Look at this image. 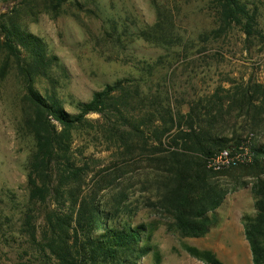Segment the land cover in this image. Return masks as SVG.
<instances>
[{
    "label": "rangeland",
    "instance_id": "obj_1",
    "mask_svg": "<svg viewBox=\"0 0 264 264\" xmlns=\"http://www.w3.org/2000/svg\"><path fill=\"white\" fill-rule=\"evenodd\" d=\"M242 1L257 7L264 31V0ZM2 14L40 40L44 61L34 91L54 98L70 113L77 112L78 101L88 102L123 79L133 80L143 95L169 96L183 113L194 101L205 104L213 95L224 96L249 82L264 86V49L249 46L238 29L217 44L203 40L217 26L210 0H63L58 10L47 0H0ZM20 72L0 45L1 264H42L37 246L25 233L26 213L33 211L40 235L47 212L58 209L71 217L86 196L96 200L109 225L146 227L150 253L140 264H206L190 248L212 251L223 264H253L243 217L255 215L254 177L238 171L251 165L255 149L264 145V116L256 128L245 117L229 121L231 144L239 142L232 151L247 149L252 161L219 173L205 161L211 183L230 190L207 219L199 218L193 205L180 209L185 219L208 229L201 237H187L179 230L178 209L170 196L176 187L173 176L163 172L161 164L148 161L159 155H125L101 134L78 135L73 146L78 166L86 167L81 181L72 186L79 205L73 206L68 194L65 206L54 194L43 206L31 203L28 174L35 141L25 121L32 104L30 86ZM190 199L194 202L197 196ZM102 223L98 233L105 230ZM70 225L72 234L74 224Z\"/></svg>",
    "mask_w": 264,
    "mask_h": 264
},
{
    "label": "trees",
    "instance_id": "obj_2",
    "mask_svg": "<svg viewBox=\"0 0 264 264\" xmlns=\"http://www.w3.org/2000/svg\"><path fill=\"white\" fill-rule=\"evenodd\" d=\"M47 2L54 10L63 4V0ZM210 10L217 26L203 36L205 42L217 44L231 30L238 29L249 46L264 49L257 7L242 0H210ZM5 17L0 15V45L14 58L30 86L32 113L25 121L35 141L28 174L30 202L43 206L54 194L65 206L64 197L68 194L71 204L79 205L80 196L72 186L81 181L86 167L78 166L73 146L78 135L101 134L112 146L123 149L125 155H159L148 161L161 164L163 172L173 176L176 187L170 196L178 209L180 232L187 237L205 235L208 229L185 219L180 209L193 205L197 216L207 219L209 212L223 204L230 189L211 183L213 176L205 168V161L217 152L239 146V142L231 144L227 135L233 118L251 119L255 128L262 125L264 86L249 82L235 92L226 91L224 96L215 94L205 104L194 101L189 111L183 113L169 96L163 99L143 95L133 80L123 79L96 92L88 102L78 101L77 112L70 113L54 98L34 91L36 74L44 61L40 40ZM92 115L98 119H91ZM254 152L253 163L238 172L254 177L251 192L255 215L243 217V227L253 264H264V145H258ZM194 196L197 200L192 202L190 198ZM32 212L29 209L26 213L25 233L31 245L37 246L42 264H140L150 253L144 225H109L94 198L83 197L80 209L71 217L51 209L40 235ZM101 223L105 230L98 233ZM70 224H74L72 234ZM189 250L206 264H223L212 251Z\"/></svg>",
    "mask_w": 264,
    "mask_h": 264
},
{
    "label": "built area",
    "instance_id": "obj_3",
    "mask_svg": "<svg viewBox=\"0 0 264 264\" xmlns=\"http://www.w3.org/2000/svg\"><path fill=\"white\" fill-rule=\"evenodd\" d=\"M251 161L252 157L247 149L240 148L239 151L225 149L212 155L207 161V166L211 171L219 173Z\"/></svg>",
    "mask_w": 264,
    "mask_h": 264
}]
</instances>
